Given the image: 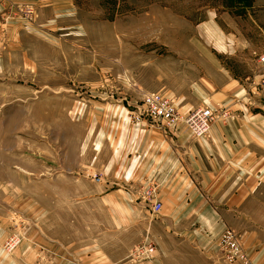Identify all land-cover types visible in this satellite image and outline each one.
I'll return each instance as SVG.
<instances>
[{"label":"rangeland","instance_id":"rangeland-1","mask_svg":"<svg viewBox=\"0 0 264 264\" xmlns=\"http://www.w3.org/2000/svg\"><path fill=\"white\" fill-rule=\"evenodd\" d=\"M62 2L27 4L17 35L0 27V264H149L155 244L147 259L143 241L106 235L114 209L99 198L95 141L119 135L121 118L135 125L146 93L196 103L218 68L248 94L263 84L264 7L251 6L264 0Z\"/></svg>","mask_w":264,"mask_h":264},{"label":"crops","instance_id":"crops-1","mask_svg":"<svg viewBox=\"0 0 264 264\" xmlns=\"http://www.w3.org/2000/svg\"><path fill=\"white\" fill-rule=\"evenodd\" d=\"M34 3L64 4L0 0V27L7 36L29 22L22 11ZM201 54L211 64V54ZM211 75H203L208 87L196 90L194 104L184 95L158 91L185 113L205 107L229 110L232 117L216 120L207 137L197 138L184 125L159 131L121 118L119 135H98L94 144L95 165L103 162L94 170L107 188L99 198L114 209L106 235H120L112 242L128 249L142 241L155 244L158 252L149 264H218V241L226 228L240 236L254 264H264V90L255 88L261 84L257 81L248 94L236 72L226 67ZM150 187L162 205L159 213L145 197Z\"/></svg>","mask_w":264,"mask_h":264},{"label":"built area","instance_id":"built-area-1","mask_svg":"<svg viewBox=\"0 0 264 264\" xmlns=\"http://www.w3.org/2000/svg\"><path fill=\"white\" fill-rule=\"evenodd\" d=\"M34 9L27 6L22 11L26 20H31ZM259 62L264 66V54L260 56ZM264 86V80L263 84ZM232 117V113L226 109L198 108L183 113L175 101L159 92L144 94L142 103L135 110L130 111V120L135 125H143L159 131H170L178 125L187 127L197 138L207 137L213 123L220 119L225 122ZM101 182V178L94 177ZM156 188L150 187L145 197L152 206L154 213L161 211L162 205L155 201ZM219 252L223 264H254L248 252L244 248L240 236L231 228H226L218 241ZM152 243L144 242L138 246V252L144 258L151 259L155 254Z\"/></svg>","mask_w":264,"mask_h":264}]
</instances>
